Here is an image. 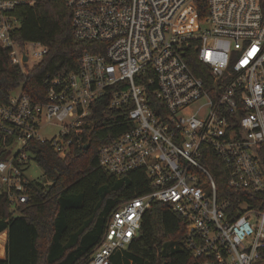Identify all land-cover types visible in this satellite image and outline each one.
Masks as SVG:
<instances>
[{
	"label": "built area",
	"instance_id": "built-area-1",
	"mask_svg": "<svg viewBox=\"0 0 264 264\" xmlns=\"http://www.w3.org/2000/svg\"><path fill=\"white\" fill-rule=\"evenodd\" d=\"M207 1L201 24L196 0H65L73 37L95 50L80 56L75 71L46 75L45 102H33L23 85L0 102V132L15 139L0 160V195L15 212L35 183L26 175L32 141L64 157L82 144L101 104L127 117L128 129L98 149L99 164L116 176L143 171L152 190L109 216L88 264H108L125 248L152 201L185 220L186 245L201 264L262 259L264 0ZM25 3L0 0V49L23 73L47 52L13 39V11ZM27 46L40 50L29 53ZM192 54L206 78L187 63ZM52 125L58 134L41 138ZM213 155L230 194L203 164Z\"/></svg>",
	"mask_w": 264,
	"mask_h": 264
},
{
	"label": "trees",
	"instance_id": "trees-1",
	"mask_svg": "<svg viewBox=\"0 0 264 264\" xmlns=\"http://www.w3.org/2000/svg\"><path fill=\"white\" fill-rule=\"evenodd\" d=\"M196 5L198 22L203 24L209 13L208 1L196 0ZM13 15L18 22L14 41L19 45L39 43L47 52L37 65L23 73L0 49V102H7L9 93L20 85L33 102H45L46 75L75 71L80 56L94 51V44L73 37L71 12L65 0H26ZM187 63L195 75L206 78L194 54ZM91 122L84 128L82 144L71 148L64 157H59L49 143L32 141V160L41 168L44 183L30 186V199L16 212L10 209L7 197L0 195V235L6 233L5 256L0 258V264H88L102 240L109 216L122 204L152 190L143 171L116 176L99 164L98 149L128 129L125 114L103 103ZM14 142V137L0 132V160L10 155ZM213 156L203 164L219 188L229 192L224 166ZM261 255L259 262H264V250ZM201 263L186 245L185 220L168 205L156 201L143 213L140 229L130 243L114 252L108 262Z\"/></svg>",
	"mask_w": 264,
	"mask_h": 264
},
{
	"label": "rangeland",
	"instance_id": "rangeland-1",
	"mask_svg": "<svg viewBox=\"0 0 264 264\" xmlns=\"http://www.w3.org/2000/svg\"><path fill=\"white\" fill-rule=\"evenodd\" d=\"M27 49H28L29 53L32 52V51H39L40 50V48L38 46H34V47L27 46ZM37 63H38L37 59L31 60L30 63H29V68L33 67ZM59 131H60V127H58L57 125L48 126V127H45L44 129H42L39 132V136L41 138L49 139V138L53 137L54 135L58 134ZM16 146H14V149H16ZM26 175L33 182H42V183H44L43 172H42L41 168L35 162H31L30 163V165H29V167L27 169V174ZM4 245L5 244L2 241H0V258L5 256ZM256 264H264V262H257Z\"/></svg>",
	"mask_w": 264,
	"mask_h": 264
},
{
	"label": "crops",
	"instance_id": "crops-1",
	"mask_svg": "<svg viewBox=\"0 0 264 264\" xmlns=\"http://www.w3.org/2000/svg\"><path fill=\"white\" fill-rule=\"evenodd\" d=\"M0 238H1L0 241H2L5 244L6 243V233L1 234ZM4 252H5V245H4ZM2 258H4V256Z\"/></svg>",
	"mask_w": 264,
	"mask_h": 264
},
{
	"label": "snow or ice",
	"instance_id": "snow-or-ice-1",
	"mask_svg": "<svg viewBox=\"0 0 264 264\" xmlns=\"http://www.w3.org/2000/svg\"><path fill=\"white\" fill-rule=\"evenodd\" d=\"M255 51L256 49H253L252 52L249 53V55H252Z\"/></svg>",
	"mask_w": 264,
	"mask_h": 264
},
{
	"label": "water",
	"instance_id": "water-1",
	"mask_svg": "<svg viewBox=\"0 0 264 264\" xmlns=\"http://www.w3.org/2000/svg\"><path fill=\"white\" fill-rule=\"evenodd\" d=\"M24 61H26V58H24ZM87 148V146H85V149Z\"/></svg>",
	"mask_w": 264,
	"mask_h": 264
}]
</instances>
